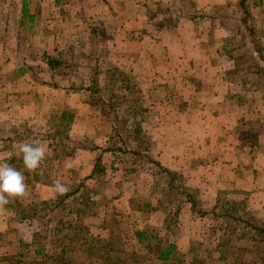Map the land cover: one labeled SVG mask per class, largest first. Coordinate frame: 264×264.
<instances>
[{"label": "crops", "instance_id": "0c3cea01", "mask_svg": "<svg viewBox=\"0 0 264 264\" xmlns=\"http://www.w3.org/2000/svg\"><path fill=\"white\" fill-rule=\"evenodd\" d=\"M16 2L13 12L4 5L6 17L0 23V163L22 172L26 191L0 207L1 264H9L11 258H37L38 246L27 243L37 238L53 240L61 231L73 232L70 225L78 220L79 210L70 207L75 202L83 210L81 183L95 203L82 219L89 236L116 233L120 240L141 246L147 241L138 239V231L152 234L165 226L168 213L161 202L168 191L161 188L159 193L152 180L146 183L150 191L143 197L136 176L135 181L126 177L138 169L121 162L110 139L114 122L90 98L91 65H100V56L78 54V48L105 46L129 78L145 82L144 94L150 99L147 110L152 113L146 129L151 141L147 153L183 178L176 186L197 189L206 212L242 204L250 214L264 219V94L258 86L231 80L234 62L224 47L233 32V7L238 0ZM252 12L264 45V0H258ZM11 31L22 34L14 41L9 40L11 35L2 38ZM22 36V45L32 55L16 53ZM8 40L14 43L12 52ZM58 54L62 63L52 68L47 59ZM63 113L72 114L70 136L91 140L94 149L80 147L68 156L56 150L55 140L62 143L58 127L66 121ZM245 130L255 134L250 138L253 144L240 137ZM24 142H36L45 149L36 170L24 168L20 151ZM100 154L105 166L102 176L94 175ZM118 174L125 179L113 178ZM57 181L68 187L63 195L54 191ZM68 193L63 211H58V200ZM100 197H106L103 205ZM182 197L171 241L183 257L192 259L194 246L200 245L195 235L209 213H196L188 196ZM42 203H49V211L58 214V220L50 218L48 232L41 231L40 223L31 231L38 216L29 217L30 211L38 214ZM167 203L169 210L177 206L176 201ZM119 217L127 221L117 222ZM57 221L64 223L59 232L54 229ZM44 247L43 256L52 254Z\"/></svg>", "mask_w": 264, "mask_h": 264}, {"label": "trees", "instance_id": "16d2710c", "mask_svg": "<svg viewBox=\"0 0 264 264\" xmlns=\"http://www.w3.org/2000/svg\"><path fill=\"white\" fill-rule=\"evenodd\" d=\"M258 0H238L237 5L235 6V9L233 11L232 20L234 21L233 26V32L231 35L227 36L225 39V52L228 55V57L234 62V68H232L229 71V75L232 81H238L242 84H252L255 86H258L264 94V45L262 43V33L257 27V23L255 20V17L252 12L253 6L256 5ZM199 16H203L202 13L199 14ZM58 54L57 56H51L48 57V64L52 68L59 67L61 65V59ZM116 68V67H115ZM120 71V74L123 75V79H128V75H125V73L119 69H115ZM93 85H91V95H98L97 101L100 102V90L97 83V79L92 80ZM127 90H131V88L126 85ZM113 97V98H112ZM112 102L120 103L121 97L116 95L112 96ZM114 99V100H113ZM117 100V101H116ZM99 104V103H95ZM113 110H115V106L113 103H110ZM114 107V108H113ZM132 116H136L139 114L138 110L132 111ZM64 119L66 120L64 122V125L62 123V126H59L58 131L61 135L60 139L57 142L55 140V148L56 150H60L62 154L64 155H72L77 148L84 147V148H90L94 149V146L92 144V141L89 140L85 141V139H78L71 137L69 132L70 129V123L72 120V114L70 113H63ZM134 116V117H135ZM127 120V119H126ZM119 121V118H116L115 120V128H117V122ZM124 123L128 126L129 121H124ZM130 124L133 126L135 125L132 130H134V134L132 135V139L134 143H136L135 146L131 148H127V150L123 147H117V138L121 139V137L118 135L119 128L116 129L115 135L111 136L110 139H112L111 143L114 147V150L119 151V155L122 160H125L126 154L129 155V160H131V164L134 165V170L139 169L146 164L153 165L154 168H157V174L160 175H168L170 177L169 188L170 189H177V195L176 196H170V192L166 193V200L168 202L175 201L177 198H179L180 195L188 196L190 202L193 203L194 211L198 214H205L206 211L201 206V201L198 199L199 192L197 189L187 187L186 185H180L176 186L175 179L179 180L182 183L183 178L181 176H178L175 172L170 171L169 169L163 167L160 162L156 159H154L148 152L150 149V142H149V136L146 133V131L141 126L140 121H132ZM117 136V138H116ZM240 137L242 139H249V141L253 144L255 140L250 139L254 138L255 134H253L249 130L242 131L240 134ZM66 142L65 145L63 142ZM119 142V141H118ZM126 142H123L122 145H124ZM102 154H100L96 159V166L94 170V175L102 176L105 174V166L102 161ZM84 187V190L82 191L81 196L83 197L84 201L83 203V210L78 212V220L75 221L74 224H71V228H73V233L68 237L69 239L65 243V245L62 247L61 251L55 255H48L43 256L42 254V243L41 238H37L36 241L29 242L27 244L31 245H37L38 249L36 251L37 255L39 254V257L37 258H31L28 257V259L25 261L27 264H78L73 260L72 255L75 251L78 252H84L87 255V261L90 262L94 257L97 259V261H100V264H146L147 259L155 258V261L158 264H185V259L183 255L178 251L177 244L173 241H171V236L174 232V229L177 226L178 223V216L180 213V210L182 208V204L176 203V207L173 209L166 208L168 206L167 201L161 202L162 205L166 204V207H164V211L168 213L166 216L165 226L161 229L155 230L152 234L145 232H137V237L140 241H147V252L142 254L140 252L135 251L132 256V263H126L125 260H123V253L122 249L118 247L119 244V237L117 234H113L109 237H96L94 235L89 236V229L84 226L82 219L83 214H85L86 209L89 207H92L93 202L92 196L90 195V190L86 188L84 183H81L79 185L78 190H80L81 187ZM71 193H68L60 198L57 202V210L63 211L64 208V200L70 196ZM182 203V201H181ZM47 205V209H49V203H42ZM15 206V205H13ZM46 209V208H45ZM42 208V210H45ZM51 209V208H50ZM218 210L216 214L219 217H222V219L225 221L226 225L229 226L232 222L236 221H242L243 225L250 226L254 231H256V234L254 235V238H261L264 236V219H259L257 217L251 216L252 220L250 221L245 216H239L237 215V210H235L234 207H227V206H221L219 208H214V210ZM32 211V210H31ZM30 211L29 217H32V214L34 213L35 216L37 215V211L33 210ZM82 212V216H81ZM81 216V217H80ZM62 222V221H60ZM73 223V222H72ZM61 224V223H60ZM59 221L55 223L54 229L58 232L61 231V229L64 226V223L60 226ZM33 225V224H32ZM47 225V223H46ZM48 226V225H47ZM48 228V227H47ZM56 231V232H57ZM59 234V233H57ZM31 243V244H30ZM217 244V247H223V255H221L222 260H228V257L226 256L227 250L224 249L225 244L223 241H219ZM196 249H194V256L192 257V260L189 264H204L205 260L200 258V253L198 250L199 246H194ZM216 247V248H217ZM45 249V247H44ZM206 256L211 253L210 250H206ZM42 256V257H41ZM26 258H24L25 260ZM9 261H12V263L20 264L22 261L19 259V261H16L15 259H8ZM134 261V263H133Z\"/></svg>", "mask_w": 264, "mask_h": 264}, {"label": "rangeland", "instance_id": "374dc122", "mask_svg": "<svg viewBox=\"0 0 264 264\" xmlns=\"http://www.w3.org/2000/svg\"><path fill=\"white\" fill-rule=\"evenodd\" d=\"M14 4L16 6L17 4L16 0L0 1V23H2V21H4L3 19L6 17V15L2 13L4 11V8H3L4 5H6L9 12H13L16 9ZM233 8L235 9V7ZM171 17L174 18V15H171ZM96 26L100 28V26L98 25ZM2 33L3 32H1L0 35ZM19 34L21 35L22 33H19ZM19 34L13 33L12 31L10 33L5 32L2 38L3 39L9 38V35H11L10 36L11 38L9 40L14 41L13 39H17V40L19 39ZM22 38L23 39H22V42H20L21 43L20 48L16 49V53L19 52L18 55H20L21 53L32 55L33 52L28 47L22 45V43L24 42V36H22ZM9 40H8V43H10V47L8 48V51L12 52L13 50L12 46L14 43ZM75 52L78 54L82 52L90 53V54L92 53V55L100 56L99 57L100 65L95 64V62H93L94 65H91L93 77L95 79L97 78V83H98L99 90H100V102L97 101L98 95L94 94L90 98L94 102L99 103L98 105L101 109L100 112H102L106 117L110 118L114 122V124H115L116 118H119V121L117 122V128H115L114 126L111 132L112 134H110L111 136L115 135L116 129H118L120 125V129H119L120 131L118 132L119 133L118 135L121 137V139H118L116 136L117 140L119 141V142L117 141V147L119 148L123 147L127 150V148H131L135 146L136 143H134L132 139L133 138L132 135L135 132L134 130H132V128H134L135 125L133 126L130 123L132 121H138V122L140 121L141 126L146 131V129H148V123L150 122L149 119L152 114L151 112L147 110V107L150 103V99L146 97L144 94V90H145L144 88L146 85L145 82H143V80H140V81L136 80L134 77L128 78L127 80L123 79L122 78L123 75L120 74V71L115 70L116 68L123 71L125 75H129V74L124 70V68L118 66L114 62V60L112 59V53H110L111 51L107 50L105 46H100L97 49H94V47H92L86 50L78 48V49H75ZM64 57H66V59H69L67 55L66 56L64 55ZM82 70L84 72V69ZM91 85H93L92 81L90 82V86ZM126 85H128L131 88V90H127ZM250 87L252 86L250 85ZM116 95L121 97L120 103H116L114 101L112 102L111 97L116 96ZM156 101H158V99H156ZM110 103H113V105L115 106V110L112 109ZM136 109L139 111L138 112L139 114H137L136 116L134 115L135 116L134 117L132 116L133 114L132 111H135ZM154 113H160V111L154 112ZM124 121H129V125L127 126L124 123ZM123 142H126V143L122 145ZM149 142L151 143L150 138H149ZM126 155L127 156L125 160L123 161L121 160V162L125 163L128 167H132V166H129V165H133L131 164V160H129V155L128 154ZM156 172H157V168H154L153 165L151 164H146L145 166L139 168L136 173H131L130 176H126V177L131 178L133 181H135L136 179L140 181L139 186H138L139 189L141 188L139 190L140 195H143V194L146 195L148 191H150V188H146L147 187L146 183L149 182L150 184L151 181L153 180L154 184H156V187H158L159 189L158 190L159 193H162L160 191V189L162 188L170 192L171 197L176 196L177 195L176 189L172 190L168 188L169 187L168 182L170 181V177L166 174L164 175L157 174ZM153 173L156 176L154 178H152ZM135 176H136V179H135ZM116 177L117 179H120V180L125 179V177L121 176L120 174H118V176H115L113 178H116ZM175 181H176V184L180 182L179 180H176V179ZM103 194L104 193H102V195ZM165 196L163 200L167 201ZM113 197H116V196H113ZM182 198H183L182 195H180L179 198H177V200L175 201H177L178 203L179 202L181 203ZM104 200H106V197L105 199L100 197V201H102L101 205H103ZM72 203L73 205H71L70 207L72 211L76 212L77 210L80 209L79 205H77L75 202H72ZM46 206L47 205H41L42 208L44 209L46 208V209L44 211L42 210L36 215V217L38 216L37 217L38 220L36 221V223L32 225L30 229L31 231H33L34 228H37L40 223L39 227L41 231L48 232V228L46 227L49 224L50 218L52 217V219L55 218L58 220L59 215L57 214L56 216H53L54 212L51 213L49 209H47L48 207ZM223 206L224 205H222V207ZM235 210H237V215H239L240 217L245 216L250 221L252 220L251 218H253L251 216H254L250 214V211L246 210L242 204L239 206H236ZM206 213H209V216L207 215L208 216L207 219H205L203 224L200 225V227L198 228L199 232H197L195 235V237L198 238L197 239L198 243H200L199 245L200 258L205 260L204 262H206L204 264H264V236H262L261 238H254L256 231H254L252 227L250 226L243 225L242 221L232 222L229 226H227L225 221L222 219V217H219L213 211H210V212L208 211ZM128 217L129 216H127V218ZM115 219H118L117 222L127 221L126 219L123 220L124 217L122 218L119 217ZM139 219L141 218L139 217ZM61 232L63 233L55 235L56 237H54L55 239L53 240L47 239V238H43V239L41 238V243L47 245L45 246V248L48 250V253L49 252L52 253L50 255H55L56 253H59L60 250H57V249L62 247V245H64L69 239L68 237L71 235V233H73L71 232V230H68L66 235L64 234L65 231H61ZM124 233L126 234V232H123V236L125 235ZM62 235H65L66 237ZM41 236H43L42 233H41ZM61 236L64 238L61 239ZM217 238H219L225 244L226 247H224V249L227 250L225 254L228 257V260H222L220 258L221 255H223V247H220V246L217 247L216 243L219 240ZM118 247H120L123 250L122 257H123V260L126 261V263H130L133 260L132 256H133V253L137 251V248H138V251L142 254L147 252V246L145 245V243H143L140 246L139 244H135L133 241H129V240L128 241H123L122 239L119 240ZM206 250L211 251V253L207 256H206L207 254ZM72 257H73V260L78 264H85V263L100 264V261H97L95 257L94 259H92L94 262H92V260L88 262L87 255L84 252L75 251ZM184 258L186 260L185 264L189 263L192 260L191 255L188 257H184ZM27 259L28 257L25 260H22L24 261V264H27L25 262ZM7 262L9 264H16V263H12V261H9V260ZM146 264H158V263L155 261V258L153 257L151 259H147Z\"/></svg>", "mask_w": 264, "mask_h": 264}, {"label": "clouds", "instance_id": "9594fccd", "mask_svg": "<svg viewBox=\"0 0 264 264\" xmlns=\"http://www.w3.org/2000/svg\"><path fill=\"white\" fill-rule=\"evenodd\" d=\"M20 151L24 168L29 171L36 170L46 155L44 147L36 142H24ZM25 191V177L22 172L9 163H0V207L7 205L10 199L22 197ZM54 191L63 195L68 191V187L57 181Z\"/></svg>", "mask_w": 264, "mask_h": 264}]
</instances>
